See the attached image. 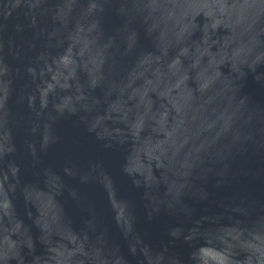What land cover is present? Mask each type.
<instances>
[{
  "label": "water",
  "instance_id": "1",
  "mask_svg": "<svg viewBox=\"0 0 264 264\" xmlns=\"http://www.w3.org/2000/svg\"><path fill=\"white\" fill-rule=\"evenodd\" d=\"M0 264H264V0H0Z\"/></svg>",
  "mask_w": 264,
  "mask_h": 264
}]
</instances>
